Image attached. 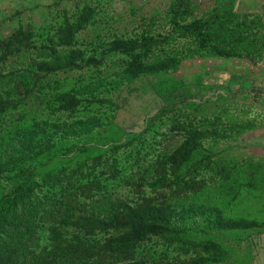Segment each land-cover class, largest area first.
<instances>
[{
  "label": "trees",
  "instance_id": "1",
  "mask_svg": "<svg viewBox=\"0 0 264 264\" xmlns=\"http://www.w3.org/2000/svg\"><path fill=\"white\" fill-rule=\"evenodd\" d=\"M173 11L169 32L117 36L90 52L77 40L96 17L95 9L86 6L72 21L66 18L54 36L36 34L42 40L40 54L23 70L0 72V180L12 187L0 199V264L249 263L232 261V246L225 243L230 239L241 246L253 230H264L263 223L231 216L232 205L245 195L237 188L239 179L250 173L244 187L252 191L259 175L253 162L216 159L213 150L253 130V124L226 122L220 114L198 118L174 113L171 131L183 133L184 139L175 150L158 154L136 184L132 181L134 187L150 188L132 200L110 202L111 180L122 179L126 170L118 157L121 150L127 161L142 159L143 133L127 134L99 156L75 163L70 158L71 141L93 134L111 119L91 107L107 103L115 108L112 97L124 85L179 69L183 56L165 47L173 34L193 37L200 49L229 53L223 47L233 45L229 39H219L221 44L212 40L214 16L183 24L178 7ZM27 34L20 30L0 39V60L13 50H29L32 36ZM245 37L239 34L233 42ZM111 64L118 70L108 73ZM85 68L94 74L70 86L49 79ZM33 99L41 100L39 116L28 114ZM20 109L24 113L16 117L13 113ZM172 111L167 104L148 124ZM97 195L109 201L106 210L94 206ZM153 237L160 249L143 245Z\"/></svg>",
  "mask_w": 264,
  "mask_h": 264
},
{
  "label": "rangeland",
  "instance_id": "2",
  "mask_svg": "<svg viewBox=\"0 0 264 264\" xmlns=\"http://www.w3.org/2000/svg\"><path fill=\"white\" fill-rule=\"evenodd\" d=\"M86 6L95 9L96 17L77 40L79 47L90 52L99 46V42L117 36L131 37L144 31L153 34L169 32L173 10L177 7L183 24L214 16L211 26L213 42L221 44L219 39L224 38L233 44L223 46L229 48V53L220 55L207 48L200 49L191 36L183 38L175 33L165 47L183 56L177 71L163 76H144L124 85L112 97L115 108L107 103L99 105L100 108H90V111L94 108V112L111 119L93 134L68 144L73 147L70 158L74 163L103 154L107 145L121 141L127 134H144L146 149L140 161H127L125 150L119 152L118 157L123 160L126 170L122 179L111 180L110 202L137 199L141 193L149 194L147 185L142 184V189L131 183L133 180L137 183L140 174L158 154L171 152L182 143L183 133L171 131L175 114L191 113L198 118L220 114L226 122L251 123L254 129L264 126V7L255 8L250 0H0V39L5 40L20 30L27 32V37L32 36L29 50H13L0 60V72L8 74L23 70L34 56L40 54L38 48L42 47V40L37 35L50 33L54 36L66 18L72 21V15ZM239 34H245V40L235 44L233 40ZM33 41H36L34 46ZM116 70L118 68L111 64L107 71L113 73ZM91 74H94L93 69L85 68L57 72L49 79L70 86ZM40 102V99H33L28 104L29 116L43 113ZM167 104L173 111L149 125L148 119ZM20 112L24 113L23 109L13 114L18 117ZM6 117L9 120L8 116L5 120ZM249 131L219 143L213 152L216 159L243 164L253 162L259 183L250 191L244 186L250 183L251 174L239 179L237 188H243L245 195L237 205H232L231 216L255 220L264 226V154L255 153L246 143L244 135ZM84 150L88 153L83 156ZM11 189L9 183L0 180V199ZM95 201L94 206L99 208L101 205L100 210L109 206L104 195L95 196ZM263 232L253 230L251 238L241 246L227 240L225 244L232 246V261L249 262L255 239ZM46 238L43 237L42 244L47 242ZM143 245L160 249L154 237Z\"/></svg>",
  "mask_w": 264,
  "mask_h": 264
},
{
  "label": "crops",
  "instance_id": "3",
  "mask_svg": "<svg viewBox=\"0 0 264 264\" xmlns=\"http://www.w3.org/2000/svg\"><path fill=\"white\" fill-rule=\"evenodd\" d=\"M255 8L264 7V0H250ZM246 143L257 154H264V126L250 130L244 135ZM248 264H264V232L255 239Z\"/></svg>",
  "mask_w": 264,
  "mask_h": 264
}]
</instances>
